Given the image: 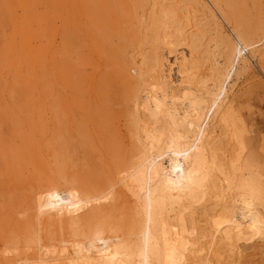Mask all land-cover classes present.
<instances>
[{
	"label": "rangeland",
	"instance_id": "374dc122",
	"mask_svg": "<svg viewBox=\"0 0 264 264\" xmlns=\"http://www.w3.org/2000/svg\"><path fill=\"white\" fill-rule=\"evenodd\" d=\"M164 11L174 28L186 17L193 24L182 34L173 29L167 50L161 41ZM141 54L147 70L139 76L131 58ZM183 61L217 86L232 74L224 100L243 132V149L211 117L219 140L212 152L201 148L200 164L214 191L223 187L225 175L233 177L220 210L244 207L264 219V0H0V249L30 248L23 255L0 256V264L39 259L66 264L68 257L108 264L114 248L134 264L139 227L129 231L116 221L132 208L128 191L114 198L121 186L83 201L92 208L80 210L78 224L51 235L43 225L31 226L33 196L60 185L61 171L84 195L106 189L118 163L129 160L134 136L143 139L141 121L152 123L134 104L146 84L142 80L162 79L164 88L177 89ZM155 125L169 129L161 118ZM60 164L63 169H57ZM214 191L204 204L209 211L219 208ZM177 207L165 202L170 221ZM188 213L189 230L196 228L222 264H264V231L226 245Z\"/></svg>",
	"mask_w": 264,
	"mask_h": 264
},
{
	"label": "bare ground",
	"instance_id": "6f19581e",
	"mask_svg": "<svg viewBox=\"0 0 264 264\" xmlns=\"http://www.w3.org/2000/svg\"><path fill=\"white\" fill-rule=\"evenodd\" d=\"M167 15L164 11L163 17L166 21L162 25L161 34V41L166 50L172 45L173 29L175 30L177 27L178 34H182L186 28L193 27L191 19L186 17V22L183 25L180 24L181 26L178 25L174 28L173 21H168ZM238 46L239 48L242 47L240 44ZM131 59L139 76L142 75L143 71L147 70L145 69L147 65L145 57L141 54L138 60L134 56ZM184 61L178 68L181 82L177 89L164 88L162 79L161 81L154 79L149 82L142 80L146 84L142 83L143 89L136 101L134 100V104L136 109L139 108L148 113L152 123L141 121L142 135H140L143 136V139L140 141L138 137L134 136V149L129 160L127 163L122 161L118 163L111 174L108 187L101 193L95 192L94 195H84L76 189L78 185L75 187L74 182L72 183L71 179L61 171L59 174V177L62 178L60 185L45 187L34 193L35 210L33 215L31 214V226L43 225L41 227L46 229L44 231L51 235L53 231L58 229L61 231L65 226L76 225L78 223H74L78 214L80 215V210L92 208V205L84 204L83 201L89 198H101L105 191L110 190L111 192L115 186L119 185L121 186L120 190H116V194L113 193L114 198L119 196V193L125 194V190L131 195L133 201L129 214L123 218L126 223L122 218H117L116 221H118L119 226L122 223L125 224L129 231L139 227L140 243L131 252L134 255V264H222L219 256L217 257L216 250H209V246L196 235V228L194 229L192 226L189 230V222L186 219L188 218L186 215H189L188 212L193 218H200L212 230L218 241L226 245L245 243L251 237H255L259 232L264 231V219L258 211H249L244 207L231 212L220 210L227 203L226 198L229 195L228 191L231 190L230 184L233 177L229 179L224 174L225 177L220 182L223 187L214 191L217 187L207 182L209 176L207 172L203 171L200 164L201 148H207L212 152V146L217 139L216 135H218L217 133L215 135L216 127L214 128L209 124L211 117L215 118L217 123L230 134L240 151L243 149V132L236 126V117L231 107L224 100L226 89L224 84L229 83L232 74L229 75L226 71L228 75L224 76L226 78L222 85L217 86L213 78H200L196 65L193 67ZM208 113H210L209 117H207ZM160 118L168 124L167 132L155 125ZM163 148L166 151H161ZM64 164H60L61 167L57 166V169H63ZM214 165L217 164L214 163ZM220 167L217 165V169L219 168L223 174ZM212 191H214L213 195L219 208L209 211L204 204ZM167 201L169 204L178 205L175 221H170L168 215L164 213V206ZM98 202L95 200V205ZM84 205L85 207H83ZM28 211L31 213L32 209ZM120 227L124 228L123 225ZM209 244L212 246L211 243ZM85 247H88V244ZM23 248L21 249L17 245L4 247L0 249V256H19L25 252L24 250L29 251L30 249L26 247L23 250ZM90 261L82 260L79 257H68L65 263L93 264ZM30 263L49 264L43 259L31 260ZM108 264H128L124 251L114 248Z\"/></svg>",
	"mask_w": 264,
	"mask_h": 264
}]
</instances>
